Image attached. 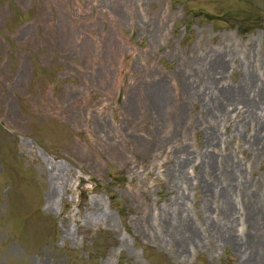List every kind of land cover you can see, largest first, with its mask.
<instances>
[{
	"label": "rangeland",
	"instance_id": "1",
	"mask_svg": "<svg viewBox=\"0 0 264 264\" xmlns=\"http://www.w3.org/2000/svg\"><path fill=\"white\" fill-rule=\"evenodd\" d=\"M223 46L237 53L238 65L253 49L264 83V0H0V264H242L255 244L235 252L212 243L182 258L175 246L139 229L146 211L157 226L160 211L174 202L169 170L176 148L197 155L204 144L201 133L178 132L182 141L176 136L150 157L144 134L155 118L145 98L153 99L158 81L168 109L180 106L192 49ZM231 73L233 85L240 72ZM187 109L198 113L194 105ZM98 117L113 138L101 147L95 142L94 150L87 143L88 151L81 134L94 142ZM161 120L163 132L172 134L173 120ZM234 128L220 126L228 146L216 152L232 151L264 195V159L251 161L243 139H229ZM85 151L94 162L90 171L77 157ZM195 158L199 165L202 158ZM48 164L59 176L52 206ZM195 185L182 189L198 224L208 213ZM95 201L101 217L88 205ZM233 202L235 214L250 208L241 193ZM241 224L244 235L248 225ZM248 239H255L251 224Z\"/></svg>",
	"mask_w": 264,
	"mask_h": 264
},
{
	"label": "bare ground",
	"instance_id": "2",
	"mask_svg": "<svg viewBox=\"0 0 264 264\" xmlns=\"http://www.w3.org/2000/svg\"><path fill=\"white\" fill-rule=\"evenodd\" d=\"M191 53L188 58V77L183 79L184 99L179 103L180 106H175L173 110L171 107L168 109L165 85L162 82H154L151 88L154 94L153 99L150 98L152 102L145 99L151 103L148 107L149 115L155 118V122L150 125L151 127H147L144 136L149 141V155L154 159L159 157L163 145L172 143L176 140V136L180 140V133H184V137L188 132L201 133L204 144L197 155L187 151L186 147L180 150L176 148L175 151L179 152H176L175 164L169 170L173 188L176 189L174 202L160 211L157 226H153L156 222L146 211L141 218L139 229L156 242L175 246L182 258L188 256L187 253L191 248L200 251L205 245L212 243L213 247L231 246L235 252H241L244 245L252 243L255 247L249 251V257L243 256L242 264H264L262 188L256 179L252 182L247 180L248 172L244 164L233 156L232 151L222 155L216 152L220 145L228 146V141L225 142L220 137V126L228 130L234 123L235 128L231 130L229 139L235 135L243 139L241 148L251 150V161L264 159V83L258 74L262 69V62L253 49L241 59L240 65L237 63V53L224 46L202 52L193 48ZM236 71L240 72L239 81L233 85L228 84V75ZM138 101L143 103L142 99L137 100V103ZM137 103L136 100L128 103L130 117L137 116ZM190 104L198 108L196 115L188 111L187 105ZM166 117L168 120H173L167 123V127L174 123L175 129L172 134L163 132L161 128L160 121L166 120ZM93 127L96 138L94 142L88 141V135L85 133L81 134L88 151L96 149L95 142L99 141L101 147L109 144L113 138L112 129L106 126L103 118L95 119ZM124 136L128 138L125 131ZM87 143L90 149L87 148ZM181 154L182 157L179 156ZM87 155L88 152L86 154L77 152V157L82 159L81 161H88L87 170L90 171L94 168V162L90 161ZM195 157L197 160L202 158L199 165L195 164ZM218 159L222 161L219 162ZM189 168L195 173L193 178L188 176ZM45 171L50 178L46 202L48 206H52L59 193L55 186L59 176L55 167H46ZM194 184L201 187L204 193L203 207L208 213L207 218L199 220L198 224L188 213L189 196L182 189H189ZM237 193L245 195L250 206L248 211L241 213L236 209L235 214L233 199L234 194L236 196ZM88 205L95 212V216L103 215L100 202L95 201ZM242 221L248 225L247 233L244 235L238 233L239 226L244 225L241 224ZM234 222L235 229H233ZM250 224L255 239L244 240L250 235Z\"/></svg>",
	"mask_w": 264,
	"mask_h": 264
}]
</instances>
